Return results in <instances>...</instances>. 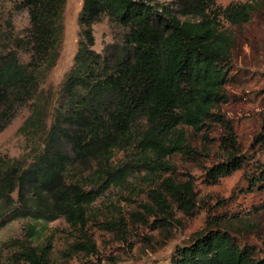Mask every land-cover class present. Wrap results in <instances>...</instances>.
<instances>
[{
	"label": "trees",
	"instance_id": "obj_1",
	"mask_svg": "<svg viewBox=\"0 0 264 264\" xmlns=\"http://www.w3.org/2000/svg\"><path fill=\"white\" fill-rule=\"evenodd\" d=\"M13 1L28 13L29 25L0 37V132L19 106L29 104L31 114L20 132L44 133V143L27 165L0 157V202L9 219L47 223L63 217L84 225L87 208L101 194L94 187L121 184L133 165L160 178L143 205L162 216L157 221L168 222L175 209L193 216L194 180L176 179L170 159L180 154L196 160L187 126L224 127L221 146L228 159L209 168L210 183L248 162L221 108L230 100L227 87L243 83L247 72L235 70V37L220 19L246 24L264 0L226 8L217 0H172L180 14L158 0H83L78 50L50 124L49 105L40 93L60 56L67 0ZM105 16L122 28L123 40L97 52L94 24ZM260 128L264 139V115ZM117 150H132L134 161L116 164ZM252 181L253 190L264 189V167ZM226 216L209 215L206 226L177 246L166 264H264V246L243 239L245 233L232 226L237 215ZM88 245L95 249L93 242ZM49 246H23L24 264H51Z\"/></svg>",
	"mask_w": 264,
	"mask_h": 264
},
{
	"label": "rangeland",
	"instance_id": "obj_2",
	"mask_svg": "<svg viewBox=\"0 0 264 264\" xmlns=\"http://www.w3.org/2000/svg\"><path fill=\"white\" fill-rule=\"evenodd\" d=\"M248 1L217 0V6L226 8L229 4ZM156 2L180 14L181 8L172 0ZM82 5L83 0H67L60 56L40 93L43 104L45 97L49 105V124L64 81L74 65ZM220 20L235 37V70L247 72L243 83L227 87L230 100L221 106L223 114L233 123L240 148L248 160L243 168L210 183L206 176L209 168L228 159V151L221 146L224 127L217 122H208L199 130L187 126V139L198 151L196 160L180 154L170 159L176 169V179L194 180L197 208L193 216H185L175 209L174 217L168 222L157 221L156 218L162 216L147 212L143 205L150 202L148 193L157 187L160 178L133 165V172L121 184L94 187V191L101 194L87 208L84 225L74 226L63 217L47 223L30 217L12 220L0 202V221L4 220L0 226V264H24L23 246L43 249L44 245H50L51 264H166L177 246L206 226L209 215L218 214H227L228 218L237 215L238 220L233 221L232 226L245 233L243 239L264 246V208L260 209L264 206V189L253 190L252 185L253 176L264 167V139L259 136L264 115V3L257 5L246 24L234 25L225 18ZM28 25L26 11H18L13 0H0V37L20 33ZM94 34L97 52L123 40L122 28L106 16L94 24ZM30 114L29 104L19 106L0 132V157L18 158L27 165L42 150L44 133L28 137L20 132ZM133 158L132 150H117L115 163H130ZM258 208L260 210L256 211ZM244 222L253 223V228L245 229ZM87 240L94 243L95 249L89 247Z\"/></svg>",
	"mask_w": 264,
	"mask_h": 264
}]
</instances>
